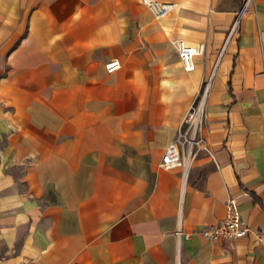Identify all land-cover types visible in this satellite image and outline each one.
<instances>
[{
	"label": "crops",
	"instance_id": "crops-1",
	"mask_svg": "<svg viewBox=\"0 0 264 264\" xmlns=\"http://www.w3.org/2000/svg\"><path fill=\"white\" fill-rule=\"evenodd\" d=\"M160 1L0 0V264H264V0ZM207 82L184 183L161 160ZM230 195L249 234L205 240Z\"/></svg>",
	"mask_w": 264,
	"mask_h": 264
},
{
	"label": "built area",
	"instance_id": "built-area-1",
	"mask_svg": "<svg viewBox=\"0 0 264 264\" xmlns=\"http://www.w3.org/2000/svg\"><path fill=\"white\" fill-rule=\"evenodd\" d=\"M142 1L156 19L170 16L176 7L174 3L160 0ZM176 46L184 69L193 71L196 67L195 58L204 54L205 45L203 43L191 45L185 40L179 39L176 41ZM121 67V61L117 58L106 63V69L109 73H113ZM209 90L210 82H208L203 94L201 91L191 104L175 138L168 144L161 160V166L165 169L180 168L184 183H187L190 169L197 156L203 151L210 152L203 133ZM185 176H187L186 181H184ZM249 232L250 227L242 217L237 197L233 195H230L226 201L224 218L217 223L206 225L198 231L205 240L210 242L240 239L247 236ZM176 235L179 247L182 238H190L191 236L190 233L184 232L181 227L177 230Z\"/></svg>",
	"mask_w": 264,
	"mask_h": 264
},
{
	"label": "rangeland",
	"instance_id": "rangeland-1",
	"mask_svg": "<svg viewBox=\"0 0 264 264\" xmlns=\"http://www.w3.org/2000/svg\"><path fill=\"white\" fill-rule=\"evenodd\" d=\"M231 30H232V32L238 30V22H237V21L234 22V25L232 26V29H231ZM222 48H223V47H222ZM222 50H223V49H221V51H222ZM225 52H226V51H224V53H225ZM207 84H208V82L205 83V85L203 86L202 94H203V91L205 90ZM204 123H205V121H204Z\"/></svg>",
	"mask_w": 264,
	"mask_h": 264
},
{
	"label": "bare ground",
	"instance_id": "bare-ground-1",
	"mask_svg": "<svg viewBox=\"0 0 264 264\" xmlns=\"http://www.w3.org/2000/svg\"><path fill=\"white\" fill-rule=\"evenodd\" d=\"M185 179H187V176H185Z\"/></svg>",
	"mask_w": 264,
	"mask_h": 264
}]
</instances>
